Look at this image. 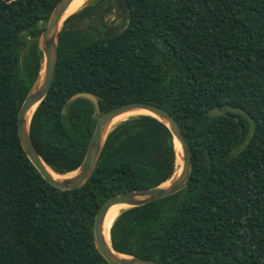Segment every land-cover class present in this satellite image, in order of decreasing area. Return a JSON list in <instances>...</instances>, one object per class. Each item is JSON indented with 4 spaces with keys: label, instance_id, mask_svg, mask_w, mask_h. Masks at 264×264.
<instances>
[{
    "label": "trees",
    "instance_id": "obj_1",
    "mask_svg": "<svg viewBox=\"0 0 264 264\" xmlns=\"http://www.w3.org/2000/svg\"><path fill=\"white\" fill-rule=\"evenodd\" d=\"M60 1L0 0V264H109L94 235L103 203L176 173L170 129L142 114L108 133L81 188H56L31 163L18 112ZM114 9L118 27L104 22ZM80 92L97 97L99 113L87 98L70 101ZM130 102L176 118L191 172L175 194L123 210L113 248L162 264H264V0L85 2L59 33L53 83L30 123L33 143L54 172L75 171L98 118Z\"/></svg>",
    "mask_w": 264,
    "mask_h": 264
},
{
    "label": "water",
    "instance_id": "obj_2",
    "mask_svg": "<svg viewBox=\"0 0 264 264\" xmlns=\"http://www.w3.org/2000/svg\"><path fill=\"white\" fill-rule=\"evenodd\" d=\"M72 2L73 0H61L54 8L46 28L41 33L39 39V46L43 54L41 70L39 71L36 80L22 102L18 112L17 128L22 148L31 163L48 183L62 190H74L81 188L93 174L102 152L105 138L114 128L111 126L115 119L129 113L144 110L147 113L142 115H150L165 123L173 135L174 144L177 140L180 143L182 149V166L177 178L172 180L174 176L173 175L172 178L168 180L170 181L168 186H164V182L156 187L138 188L113 196L103 203L96 215L94 222L96 248L109 264H162L154 260L118 252L113 248L112 244L110 246L106 243L102 227L106 213L113 205L123 204V206H127V208L141 206L175 194L187 185L191 172V149L188 142L186 141L179 122L168 110L151 103L130 102L116 106L103 113L98 118V121L95 125V129L84 159L80 166L75 170L77 173L73 176L63 179H56L53 177L51 172L48 170L49 166L40 156L31 138V119L36 108L45 98L53 83L55 68L58 60L59 33L64 25L65 20L72 15H66ZM127 12L128 18L126 19L124 26L121 28V31L126 30L130 24V12L129 10H127ZM78 97H84L90 100L94 104L96 111L99 113V106L96 96L89 92H80L71 97L70 101ZM114 252L123 256H118Z\"/></svg>",
    "mask_w": 264,
    "mask_h": 264
},
{
    "label": "bare ground",
    "instance_id": "obj_3",
    "mask_svg": "<svg viewBox=\"0 0 264 264\" xmlns=\"http://www.w3.org/2000/svg\"><path fill=\"white\" fill-rule=\"evenodd\" d=\"M87 1H89V0H73V2L70 4V6L68 8L66 15L69 16V15L77 12ZM133 113H135L134 115H138V114H144L147 112L144 110H140V111L133 112ZM133 113H131V114H133ZM118 121H120V119H115L113 121V124L114 123L116 124ZM175 145H176V150H177V167H176V173L174 174L173 177H176L179 174V172L181 171V166H182V159H181L182 149H181L180 143L176 140ZM48 170L51 172L53 177L56 179L67 178V177L73 176L74 174L77 173V171H72V172H69L68 174L66 173V175H62V174H58V173L52 171L49 167H48ZM169 184H170V181H166L163 185L168 186ZM122 206H123V204H117V205L111 206L108 209L106 216H105V219H104V222H103L102 228H103L104 238H105L106 243L110 246H111V233H110V231H111V228H112V225H113L115 219L120 214V208H122ZM114 253L118 256H123V255L118 254L116 252H114Z\"/></svg>",
    "mask_w": 264,
    "mask_h": 264
},
{
    "label": "rangeland",
    "instance_id": "obj_4",
    "mask_svg": "<svg viewBox=\"0 0 264 264\" xmlns=\"http://www.w3.org/2000/svg\"><path fill=\"white\" fill-rule=\"evenodd\" d=\"M121 20H122V17H121V14H120V12H119V10H117V9H114L113 10V13H111L110 15H108L106 18H105V20H104V22H107V23H113V25L115 26V27H118L119 25H120V22H121ZM103 22V23H104ZM89 23H91V24H95V22L92 20V21H88V26L90 25ZM85 27H86V25H85ZM87 28V27H86ZM88 29V28H87ZM90 30H91V28H90ZM135 113H133V114H126V115H123V116H120V117H118L117 119H120V121H118L116 124L114 123V124H112V126L113 127H115L116 125H118L121 121H124L125 119H127V118H129V117H131V116H133ZM111 126V127H112ZM112 127V128H113ZM68 174V173H67ZM64 175H66V174H64ZM178 176V175H177ZM177 176L176 177H173V179L172 180H174V179H176L177 178ZM127 208V206H122V208H120V213L123 211V210H125Z\"/></svg>",
    "mask_w": 264,
    "mask_h": 264
}]
</instances>
